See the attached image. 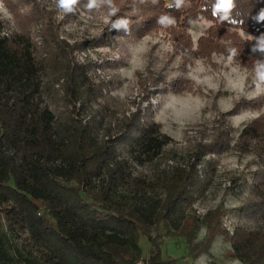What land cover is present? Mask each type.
<instances>
[{"label":"trees","instance_id":"16d2710c","mask_svg":"<svg viewBox=\"0 0 264 264\" xmlns=\"http://www.w3.org/2000/svg\"><path fill=\"white\" fill-rule=\"evenodd\" d=\"M23 2L29 10L13 12L18 30L4 32L0 20V264H173L162 253L163 238H183L187 256L196 259L217 235L239 264H264V117L244 125L234 144L258 161L229 232L221 205L202 215L194 207L213 187L216 163L208 154L228 142L220 135L183 153L170 147L172 138L148 108L112 112L108 98L99 100L95 66L75 58L95 38L69 43L38 4ZM222 2L189 0L175 9L160 0L162 12L182 18L184 27L213 22L226 44L201 38L205 53L219 47L254 68L264 58L248 55L252 40L222 35L241 29L264 39V0H231L228 9L217 7ZM138 8L139 0L131 1L110 26L120 17L132 20L125 11ZM119 33L129 37L131 30L113 27L97 42L110 44ZM203 228L205 237L196 240Z\"/></svg>","mask_w":264,"mask_h":264},{"label":"rangeland","instance_id":"374dc122","mask_svg":"<svg viewBox=\"0 0 264 264\" xmlns=\"http://www.w3.org/2000/svg\"><path fill=\"white\" fill-rule=\"evenodd\" d=\"M29 1L30 4H38L48 20L58 24L60 36L69 43L95 38L85 50L75 53V58L95 66L90 73L95 82L103 85L99 100L108 98L106 102L112 112L120 114L124 110V114L128 115L137 107L143 111L148 108L149 118L158 122L161 131L172 138L170 147H181L183 153L197 143L208 144L219 140L220 135L228 142L223 149L208 154L207 158H213L216 163L213 187L204 198L195 202L194 207L197 214L202 215L221 205L224 210L222 225L232 232L239 223L237 208L247 196L258 161L251 151H238L234 144L244 125L264 117V94L252 95L255 88L254 68L242 65L232 56L229 59L230 55L219 47L205 53L208 47L205 41L200 46L201 38L226 44L218 40L216 32L219 30L210 28L213 22L206 18L184 27L182 18L176 17L174 26L162 29L156 23L159 16L167 14L162 12L161 3L152 5L148 0L140 3L142 8L135 12L125 11L134 14L130 36L124 37L119 33L114 35L110 44H100L97 41L103 31L113 29L110 26L113 15L109 14L107 5L87 8L88 0H78L65 8L63 5L58 7L56 0ZM131 1L136 0H114V3L118 11H122ZM4 6L9 15L0 13L3 31L10 33L18 30L21 22L13 12L29 10L30 6L25 5L23 0H4ZM134 31L135 34H132ZM223 34L252 40L248 55L264 58V52L256 49L261 39L241 29H229ZM133 45L137 51H131ZM241 116L245 119L237 125L235 121ZM255 145L254 141L251 142L248 149L253 150ZM235 177L242 178L246 184H230ZM205 234V228L198 230L196 240H202ZM163 240L162 253L174 258L173 264L237 262L229 257L230 244L220 235L214 238L209 252L196 259L187 256L183 238ZM145 244L144 240L140 241L144 250Z\"/></svg>","mask_w":264,"mask_h":264},{"label":"clouds","instance_id":"9594fccd","mask_svg":"<svg viewBox=\"0 0 264 264\" xmlns=\"http://www.w3.org/2000/svg\"><path fill=\"white\" fill-rule=\"evenodd\" d=\"M78 0H74V3H77ZM141 4L148 2V0H139ZM152 5H159L160 0H150ZM189 0H169V3L166 5L168 8H175L180 9L181 7L187 6ZM224 2L220 3L217 7L228 9L231 7V0H228V6L222 7V4ZM57 6H61V0H56ZM101 4L107 5L109 9L110 15H115L118 12V8L115 6L114 0H88L87 4L85 5L87 8H93V7H99ZM0 13H3L5 16H8L9 13L7 12V9L4 6V0H0ZM133 21L128 17H120L113 23V27L116 29H124L126 32H130L131 26ZM156 23L162 28L166 29L170 26H174L176 23V19L174 16L170 14H163L157 18ZM256 49H259L261 52H264V39H261L260 42L257 44ZM254 49V50H256ZM135 45H133L131 51H137ZM229 52L231 54H235L233 49H229ZM229 59H231V55L229 56ZM233 72L236 71V69H232ZM255 79L253 80V84L255 85L254 91L252 93L253 96L264 94V59L259 60L256 62L255 67ZM114 95L116 93H113ZM121 96L123 94L121 93ZM171 107V105H169ZM243 119H245L244 116L239 117L235 123L238 125ZM198 264L200 262L198 261ZM236 264H239V261L236 262Z\"/></svg>","mask_w":264,"mask_h":264},{"label":"snow or ice","instance_id":"6c2138e0","mask_svg":"<svg viewBox=\"0 0 264 264\" xmlns=\"http://www.w3.org/2000/svg\"><path fill=\"white\" fill-rule=\"evenodd\" d=\"M61 3L65 8H68L70 5L74 4V0H61ZM227 6H228V0H224L222 7H227Z\"/></svg>","mask_w":264,"mask_h":264}]
</instances>
